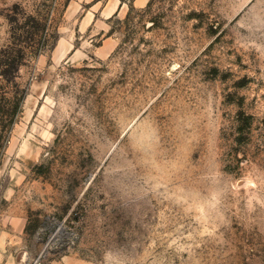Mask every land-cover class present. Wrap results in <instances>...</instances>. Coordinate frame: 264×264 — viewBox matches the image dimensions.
<instances>
[{
    "label": "rangeland",
    "instance_id": "374dc122",
    "mask_svg": "<svg viewBox=\"0 0 264 264\" xmlns=\"http://www.w3.org/2000/svg\"><path fill=\"white\" fill-rule=\"evenodd\" d=\"M120 1L0 0V264H264V0Z\"/></svg>",
    "mask_w": 264,
    "mask_h": 264
},
{
    "label": "crops",
    "instance_id": "0c3cea01",
    "mask_svg": "<svg viewBox=\"0 0 264 264\" xmlns=\"http://www.w3.org/2000/svg\"><path fill=\"white\" fill-rule=\"evenodd\" d=\"M148 0H132V3L135 5V6H142L144 5ZM125 3H123L122 1L120 0H107V4L105 5L104 7V10L107 14H111L115 11H121L123 10V5Z\"/></svg>",
    "mask_w": 264,
    "mask_h": 264
},
{
    "label": "trees",
    "instance_id": "16d2710c",
    "mask_svg": "<svg viewBox=\"0 0 264 264\" xmlns=\"http://www.w3.org/2000/svg\"><path fill=\"white\" fill-rule=\"evenodd\" d=\"M14 70H16L15 68H13ZM14 111H15V109H14Z\"/></svg>",
    "mask_w": 264,
    "mask_h": 264
}]
</instances>
